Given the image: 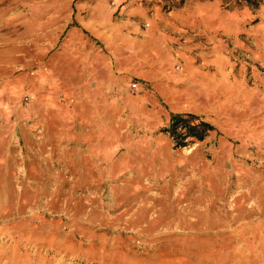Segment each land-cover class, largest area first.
Returning <instances> with one entry per match:
<instances>
[{
  "label": "rangeland",
  "instance_id": "rangeland-1",
  "mask_svg": "<svg viewBox=\"0 0 264 264\" xmlns=\"http://www.w3.org/2000/svg\"><path fill=\"white\" fill-rule=\"evenodd\" d=\"M0 264H264V3L0 0Z\"/></svg>",
  "mask_w": 264,
  "mask_h": 264
},
{
  "label": "trees",
  "instance_id": "trees-1",
  "mask_svg": "<svg viewBox=\"0 0 264 264\" xmlns=\"http://www.w3.org/2000/svg\"><path fill=\"white\" fill-rule=\"evenodd\" d=\"M221 2L232 8L257 9L264 0H221ZM177 129L182 130L180 134H177ZM213 130V126L192 114H179L172 116L169 128L165 131L175 140L174 146L181 148L186 146L185 140L202 142Z\"/></svg>",
  "mask_w": 264,
  "mask_h": 264
}]
</instances>
